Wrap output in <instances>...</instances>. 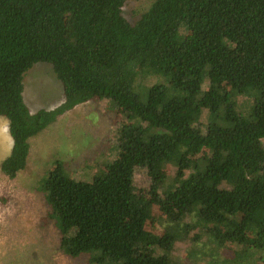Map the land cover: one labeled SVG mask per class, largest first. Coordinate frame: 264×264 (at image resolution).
I'll return each mask as SVG.
<instances>
[{
    "label": "trees",
    "instance_id": "1",
    "mask_svg": "<svg viewBox=\"0 0 264 264\" xmlns=\"http://www.w3.org/2000/svg\"><path fill=\"white\" fill-rule=\"evenodd\" d=\"M125 1L0 0L1 172L24 169L29 140L65 112L107 99L119 155L88 181L56 161L37 186L59 250L86 264H170L190 236L205 264H264V0H154L133 23ZM38 62L63 98L31 111L23 75ZM236 94L252 97L246 111ZM136 168L148 197L135 193ZM153 205L160 233L146 228Z\"/></svg>",
    "mask_w": 264,
    "mask_h": 264
},
{
    "label": "rangeland",
    "instance_id": "2",
    "mask_svg": "<svg viewBox=\"0 0 264 264\" xmlns=\"http://www.w3.org/2000/svg\"><path fill=\"white\" fill-rule=\"evenodd\" d=\"M153 1L126 0L122 14L133 23ZM23 85L24 100L31 111L51 108L62 101L61 84L49 63H35L24 73ZM236 101L246 111L252 97L236 94ZM200 119L207 122L206 109L202 110ZM120 121L115 104L107 99L79 104L29 140L26 166L14 178H8L0 170V264L87 263L84 256L73 259L59 250L58 230L48 217V205L37 186L56 161H62L75 179L88 181L101 173L105 163L119 155L116 137ZM10 147L7 120L0 116V161L9 154ZM200 155L204 156L205 152ZM162 169L170 177L175 165L165 164ZM133 182L135 193L148 197L151 180L147 170L136 168ZM163 226L164 218L157 205H153L146 228L160 233ZM198 249L190 236H180L174 244L170 264H205ZM221 253L231 255L226 249Z\"/></svg>",
    "mask_w": 264,
    "mask_h": 264
}]
</instances>
